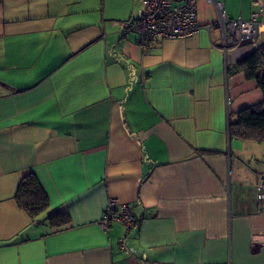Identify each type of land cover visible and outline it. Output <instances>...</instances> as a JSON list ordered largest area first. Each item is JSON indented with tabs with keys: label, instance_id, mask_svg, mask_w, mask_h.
<instances>
[{
	"label": "crops",
	"instance_id": "obj_1",
	"mask_svg": "<svg viewBox=\"0 0 264 264\" xmlns=\"http://www.w3.org/2000/svg\"><path fill=\"white\" fill-rule=\"evenodd\" d=\"M219 1L232 18L258 9ZM93 2L0 0V264H264V141L227 131L264 99L229 73L249 51L225 53L214 27L145 51L118 25L142 11L109 20ZM197 8L215 22L213 4ZM257 20L264 31V2ZM30 171L49 199L34 220L15 200ZM112 197L135 217L127 231L99 225Z\"/></svg>",
	"mask_w": 264,
	"mask_h": 264
},
{
	"label": "built area",
	"instance_id": "obj_2",
	"mask_svg": "<svg viewBox=\"0 0 264 264\" xmlns=\"http://www.w3.org/2000/svg\"><path fill=\"white\" fill-rule=\"evenodd\" d=\"M198 1L200 0H141L143 10L140 17L132 22H118V25L121 31H133L137 44L145 51L155 48L160 40L191 36L202 28L207 31L213 27L219 30V47L225 53L233 49L250 53L264 39V31L257 20L264 1L251 0L258 9L252 11L249 19H243L240 16L229 17L222 1L203 0L213 4L216 11L215 22L204 25L198 21ZM256 200L264 211V181L256 187ZM113 221L121 223L127 231L136 220L127 203L112 197L107 200L99 225L107 230ZM119 242H122L121 238Z\"/></svg>",
	"mask_w": 264,
	"mask_h": 264
},
{
	"label": "trees",
	"instance_id": "obj_3",
	"mask_svg": "<svg viewBox=\"0 0 264 264\" xmlns=\"http://www.w3.org/2000/svg\"><path fill=\"white\" fill-rule=\"evenodd\" d=\"M241 71L246 79L255 80L264 96V41L256 49L240 59L230 72ZM227 131L230 136L243 140L264 141V99L234 114L228 120ZM15 200L30 219L34 220L49 208V199L38 177L32 171L19 180ZM47 222L54 230L68 224V215L55 211L47 216Z\"/></svg>",
	"mask_w": 264,
	"mask_h": 264
},
{
	"label": "rangeland",
	"instance_id": "obj_4",
	"mask_svg": "<svg viewBox=\"0 0 264 264\" xmlns=\"http://www.w3.org/2000/svg\"><path fill=\"white\" fill-rule=\"evenodd\" d=\"M107 6L104 9V11H102V13L104 14V16H106L105 18L112 20V19H121L120 16H118L119 14H122L118 11L119 10V5H124V6H128L129 10L132 11V15L134 16H139V14L141 13V11L143 10L142 4L140 2H137L136 0H106ZM93 5L95 6H99V14L101 12V7H102V0H94ZM118 7V8H117ZM130 13V12H129Z\"/></svg>",
	"mask_w": 264,
	"mask_h": 264
}]
</instances>
